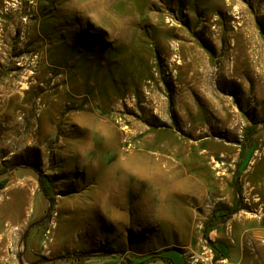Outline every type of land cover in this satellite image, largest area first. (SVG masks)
Returning a JSON list of instances; mask_svg holds the SVG:
<instances>
[{"label":"rangeland","instance_id":"obj_1","mask_svg":"<svg viewBox=\"0 0 264 264\" xmlns=\"http://www.w3.org/2000/svg\"><path fill=\"white\" fill-rule=\"evenodd\" d=\"M12 81L0 264H264V0H0Z\"/></svg>","mask_w":264,"mask_h":264},{"label":"bare ground","instance_id":"obj_2","mask_svg":"<svg viewBox=\"0 0 264 264\" xmlns=\"http://www.w3.org/2000/svg\"><path fill=\"white\" fill-rule=\"evenodd\" d=\"M2 44V43H1ZM6 86L2 87L0 91L2 93H12L16 91L17 83L16 81L7 82ZM164 158V157H163ZM131 162L126 164L124 168L127 170H134L137 175L144 177L145 175L148 176L149 171L152 170L153 172L150 173L152 177H157L158 173L161 171L159 166H153L147 159L139 158L138 160H130ZM127 170V171H128ZM162 174V173H161Z\"/></svg>","mask_w":264,"mask_h":264},{"label":"crops","instance_id":"obj_3","mask_svg":"<svg viewBox=\"0 0 264 264\" xmlns=\"http://www.w3.org/2000/svg\"><path fill=\"white\" fill-rule=\"evenodd\" d=\"M158 257H148L144 260L133 258V263L146 264L147 262H150L153 259H158ZM82 264H121V263L117 259H113V258H92V259L86 260Z\"/></svg>","mask_w":264,"mask_h":264},{"label":"water","instance_id":"obj_4","mask_svg":"<svg viewBox=\"0 0 264 264\" xmlns=\"http://www.w3.org/2000/svg\"><path fill=\"white\" fill-rule=\"evenodd\" d=\"M31 168V167H30ZM32 171H36L34 168H31ZM39 186L41 187V184L39 183ZM35 225H37V223L33 224L32 226H30L28 228V230L26 231V233L24 234V238L26 237V235L28 234V231L34 227ZM110 255H113V254H106L104 256H110ZM96 256H99V255H96V254H79L76 256L77 259H88V258H91V257H96ZM55 260V259H53Z\"/></svg>","mask_w":264,"mask_h":264},{"label":"trees","instance_id":"obj_5","mask_svg":"<svg viewBox=\"0 0 264 264\" xmlns=\"http://www.w3.org/2000/svg\"><path fill=\"white\" fill-rule=\"evenodd\" d=\"M6 183H7V180L2 181V182L0 183V189H1V188H4L5 185H6Z\"/></svg>","mask_w":264,"mask_h":264}]
</instances>
